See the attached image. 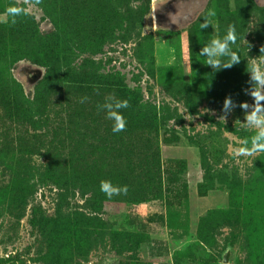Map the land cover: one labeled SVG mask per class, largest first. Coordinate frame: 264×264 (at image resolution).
Instances as JSON below:
<instances>
[{"label":"rangeland","instance_id":"obj_1","mask_svg":"<svg viewBox=\"0 0 264 264\" xmlns=\"http://www.w3.org/2000/svg\"><path fill=\"white\" fill-rule=\"evenodd\" d=\"M229 24L240 63L217 71L200 49ZM261 46L264 0H0V264H264V152L236 154L239 107L220 118L253 102Z\"/></svg>","mask_w":264,"mask_h":264},{"label":"clouds","instance_id":"obj_2","mask_svg":"<svg viewBox=\"0 0 264 264\" xmlns=\"http://www.w3.org/2000/svg\"><path fill=\"white\" fill-rule=\"evenodd\" d=\"M29 8H34L42 3V0H23ZM28 13V9L14 5H10L6 9V14L11 17V23H16V17ZM216 15L214 10H209L205 16L200 29L204 30L211 25V17ZM155 26V25H153ZM237 40L236 26L229 24L226 35L221 39L214 37L210 42L200 49L199 55L206 57V65L217 71L221 69H230L234 65L240 63V57L236 51H233L230 45L235 44ZM251 47V46H250ZM260 55L251 58L248 64L250 79L248 81L250 87L245 88L244 92L252 98V103L247 101L237 104L231 96H227L223 102L222 115L220 118L227 119V116L239 107L244 112V121L241 124L255 130V134L250 138L251 147H247L248 141H245V147L237 151V155L254 156L264 152V46L260 47ZM227 57V61L221 58ZM87 97L81 99V103L85 102ZM98 109L107 113V119L113 122L112 131L114 133L122 132L126 129L127 121L122 114L123 109L129 107L128 100L116 99L115 96H108L105 103L97 106ZM100 190L105 193L108 198L114 195L127 194V186H114L111 181L101 180Z\"/></svg>","mask_w":264,"mask_h":264}]
</instances>
